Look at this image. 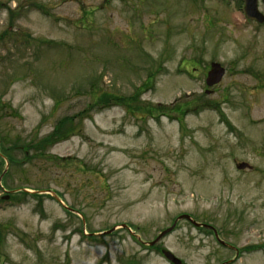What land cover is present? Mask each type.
<instances>
[{
	"label": "rangeland",
	"instance_id": "obj_1",
	"mask_svg": "<svg viewBox=\"0 0 264 264\" xmlns=\"http://www.w3.org/2000/svg\"><path fill=\"white\" fill-rule=\"evenodd\" d=\"M183 214L235 250L186 220L146 246ZM162 250L264 264V24L238 0H0V264Z\"/></svg>",
	"mask_w": 264,
	"mask_h": 264
},
{
	"label": "water",
	"instance_id": "obj_2",
	"mask_svg": "<svg viewBox=\"0 0 264 264\" xmlns=\"http://www.w3.org/2000/svg\"><path fill=\"white\" fill-rule=\"evenodd\" d=\"M244 1H245V8L244 9H245V13H246L247 17L249 19L257 20L260 23L264 22V15L258 9V0H244ZM224 74H225V68L220 63L213 62L211 65V70L209 71L208 77L206 80L207 85L208 86H214V85L220 83L221 80L223 79ZM237 168L242 170V169H246V168H251V165L247 162H241V163L237 164ZM182 219L188 220L189 222H191L195 226H198V227L203 226L205 228L212 229L220 244L227 245L228 247H232L231 245L227 244L226 242H224L223 240H221L219 238L217 230L213 226L208 225V224L198 223L190 215H187V214L179 216L178 219L174 222V224L171 227L162 231L158 235V237L153 242L150 243V245L156 244L163 237H165L167 234L172 232L174 230V228L176 227L177 222L179 220H182ZM122 227H127V226L125 224H123ZM115 229L116 228L114 227L111 230H108L104 233L110 234ZM164 255L173 264H182L181 260L179 258H177L171 251L165 250Z\"/></svg>",
	"mask_w": 264,
	"mask_h": 264
},
{
	"label": "flooded vegetation",
	"instance_id": "obj_3",
	"mask_svg": "<svg viewBox=\"0 0 264 264\" xmlns=\"http://www.w3.org/2000/svg\"><path fill=\"white\" fill-rule=\"evenodd\" d=\"M240 1L242 2V4H244L242 0H240ZM262 5L264 6L263 0H258L259 9H260V6H262Z\"/></svg>",
	"mask_w": 264,
	"mask_h": 264
},
{
	"label": "trees",
	"instance_id": "obj_4",
	"mask_svg": "<svg viewBox=\"0 0 264 264\" xmlns=\"http://www.w3.org/2000/svg\"><path fill=\"white\" fill-rule=\"evenodd\" d=\"M160 107V106H159Z\"/></svg>",
	"mask_w": 264,
	"mask_h": 264
}]
</instances>
